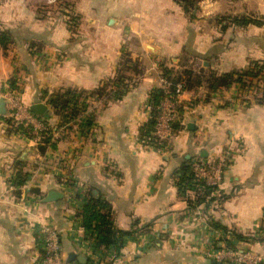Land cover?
I'll return each mask as SVG.
<instances>
[{"label": "crops", "instance_id": "obj_1", "mask_svg": "<svg viewBox=\"0 0 264 264\" xmlns=\"http://www.w3.org/2000/svg\"><path fill=\"white\" fill-rule=\"evenodd\" d=\"M240 17L255 22L230 21ZM0 31L12 37L0 49V98L15 90L32 112L35 103L46 105L36 115L53 128L41 144L0 117V264H39L44 222L59 232L66 264H110L79 216L91 196L109 204L117 229L132 233L118 264H232L205 254L227 244L264 252V104L255 99L264 88L213 90L206 81L264 63V0H61L53 7L0 0ZM123 53L139 69L128 74L125 95L82 99L86 110L61 124L49 97L96 90L115 76ZM163 67L205 77L178 97L181 129L162 147H145L140 128L150 93L165 84ZM88 116L92 125L83 129ZM225 152L231 162L219 190L192 205L197 193H179L177 172ZM17 171L26 181L9 190ZM51 190L61 197L46 201Z\"/></svg>", "mask_w": 264, "mask_h": 264}, {"label": "trees", "instance_id": "obj_2", "mask_svg": "<svg viewBox=\"0 0 264 264\" xmlns=\"http://www.w3.org/2000/svg\"><path fill=\"white\" fill-rule=\"evenodd\" d=\"M180 1L188 2V0ZM230 21L240 26H245L249 23L255 22V20L247 17L232 18ZM11 40L12 37L9 33L6 31H0V49H6ZM119 65V69L115 76L109 80H106L99 88L94 91L85 93L68 89L65 91H58L51 95L48 99V104L51 106L53 112L60 117V123H66L73 118L78 117L86 110L85 103L81 102L82 99H87L88 97H101L105 94H107L109 99L112 100L121 99L131 85V77L128 74H137L139 69L138 65L130 59L128 54L125 53H123L121 56V62ZM163 77L165 79V84L162 87L155 88L150 93L148 100V104L150 106V117L140 128L141 138L148 140L149 143L156 144L158 147L165 145L166 141L169 140L168 138L166 141L159 143L157 137L154 135L156 113L159 104L166 97L174 95V85L177 82H182L184 85V90H186L191 85L201 83L202 78L205 76L201 74H193L190 69L175 71L172 68L168 69L163 67ZM207 77L208 78L206 81L213 90L219 87L228 88L233 84H238L242 87V89H245L246 87L257 86L258 81L260 80L264 82V63L254 62L245 69L233 70L221 75H214L213 73H210ZM9 85L13 87L14 82L10 81ZM255 99L257 103L264 104V92L255 97ZM3 119L4 121L13 125L10 118L3 117ZM180 120L181 118L173 122L171 137L181 129L182 125ZM45 123L48 127L47 130L44 131L41 144L49 143L50 135L53 131V128L48 125V122L45 121ZM91 125V116H88L81 124L83 129H89ZM23 130L27 136L31 137L28 129L25 128ZM193 163L194 162H190L182 165V167L177 172L176 177V186L179 190V193L185 194V192L190 190L197 193L195 200L189 201V203L192 205L193 203L198 204L205 201L208 196L217 190L216 186L206 185L202 181H195L193 175ZM26 178L27 174L17 171L13 175L10 182L15 187H20L25 183ZM219 198L222 200L224 197L220 195ZM79 216L82 220V226L90 234L91 238L93 239V245L95 249L100 252V254L108 255L111 251H114L118 255L121 247L124 244V241L132 234L130 232L119 230L114 226L109 204L105 201H102L98 197L91 196L84 204ZM234 234L237 239L243 241L248 239V237H244L241 234Z\"/></svg>", "mask_w": 264, "mask_h": 264}, {"label": "built area", "instance_id": "obj_3", "mask_svg": "<svg viewBox=\"0 0 264 264\" xmlns=\"http://www.w3.org/2000/svg\"><path fill=\"white\" fill-rule=\"evenodd\" d=\"M61 0H43L44 6H52L58 4ZM264 82L258 81L257 86H250L244 89V92L257 94L263 90ZM174 95L166 97L157 108L156 124L154 135L157 137L159 143L166 141L171 137L172 124L175 120L180 119L183 110L182 103L178 97L184 92V85L182 82H177L174 85ZM6 101L7 113L5 117L10 118L13 126L23 129H28L31 137L35 140H41L44 131L47 130L45 118L34 114L21 101L20 96L15 90H10L4 95ZM140 142L145 147H156V144L149 143L148 140L140 137ZM149 139V138H148ZM163 146V145H162ZM159 146V147H162ZM158 147V146H157ZM193 175L195 181H202L206 185H213L219 190L222 172L230 165V154L225 152L219 159L215 160H201L195 159L193 161ZM8 189L13 190L15 186L9 182ZM215 190L214 192H217ZM213 192V193H214ZM39 246L41 255L39 257V264H66L62 253V245L59 232L50 222L42 223L38 229ZM207 257L216 259L218 261H226L232 264H264V252L253 253L235 246L221 248H207L205 250ZM110 264H118V255L111 251L108 255Z\"/></svg>", "mask_w": 264, "mask_h": 264}, {"label": "water", "instance_id": "obj_4", "mask_svg": "<svg viewBox=\"0 0 264 264\" xmlns=\"http://www.w3.org/2000/svg\"><path fill=\"white\" fill-rule=\"evenodd\" d=\"M31 109L33 112L37 115H44L47 111V106L41 103H35L32 105ZM7 108H6V102L3 98H0V117L6 115ZM61 197V194L57 191L51 190L48 192L46 201H53ZM227 247H231L230 244H227Z\"/></svg>", "mask_w": 264, "mask_h": 264}, {"label": "rangeland", "instance_id": "obj_5", "mask_svg": "<svg viewBox=\"0 0 264 264\" xmlns=\"http://www.w3.org/2000/svg\"><path fill=\"white\" fill-rule=\"evenodd\" d=\"M42 6H43V4H42ZM53 6H57V4H55V5H52V6H47V7H53Z\"/></svg>", "mask_w": 264, "mask_h": 264}]
</instances>
